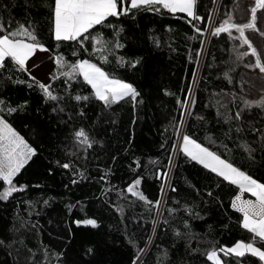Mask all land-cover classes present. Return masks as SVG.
Wrapping results in <instances>:
<instances>
[{
    "label": "trees",
    "instance_id": "trees-1",
    "mask_svg": "<svg viewBox=\"0 0 264 264\" xmlns=\"http://www.w3.org/2000/svg\"><path fill=\"white\" fill-rule=\"evenodd\" d=\"M53 2L0 0V21L9 30L21 24L29 27L38 42L68 64L77 58L91 59L113 76L132 83L139 97L135 102L125 98L102 111L94 98L77 102L65 92L68 88L72 96L88 95L91 88L81 87L82 78L72 81L74 86L69 88L65 78L59 77L50 78L47 84L62 99L45 101L38 88L28 87L29 74L10 71L8 62L5 75L24 82L13 83L0 75L3 107H17L23 101L28 104L6 118L36 149V155L13 180L26 187L0 200V240L4 242L0 244V264H24L30 255L28 249L35 253L37 264H43L45 251L48 264H134L153 226L157 205L151 202L160 198L164 178L157 177V170H167L174 150L176 129L199 61L213 0H196L194 10L202 19L191 24L184 13L150 11L145 6L121 18H109L108 25L123 29L118 40L124 47L114 49L107 63L99 59V53L92 54L91 43L83 51L78 41L53 39ZM240 3L221 0L212 29L229 19ZM246 10L247 15L251 7ZM257 11H262L261 16L256 13L259 32L248 30L252 42H260L254 46L261 50L264 60V37L260 34L264 9ZM239 19L234 18L233 23L243 24ZM196 27L202 32H196ZM101 31L103 38L113 43L117 39L112 36V28L97 29ZM237 43L234 36L214 35L211 31L183 132L186 130L198 142L264 182V153L258 133L250 131L252 127L264 129V103L244 105V100L264 101V74L260 78L258 68L247 67L248 57L238 58ZM117 56L124 58V65L118 63ZM132 60L139 63L130 67ZM257 82L260 87H256ZM59 107L65 110L61 112ZM238 110L241 120L235 118ZM80 127L97 141L91 148L75 147L73 132ZM244 144L254 149V159ZM64 163L70 167H61ZM136 179L141 181L138 189L146 200L127 192V185ZM5 187L0 181V192ZM237 191L177 152L160 217L140 264H213L206 256L213 247L232 246L237 240L252 241L253 234L239 223L241 214L230 207ZM169 209L175 211L170 213ZM85 217L95 218L99 225L93 228L74 224L75 219ZM185 220L190 228H185ZM176 230L180 235L175 234ZM256 244L264 249L258 238ZM54 253L63 256L57 260ZM218 255L222 264H261L248 253L243 258Z\"/></svg>",
    "mask_w": 264,
    "mask_h": 264
},
{
    "label": "snow or ice",
    "instance_id": "snow-or-ice-1",
    "mask_svg": "<svg viewBox=\"0 0 264 264\" xmlns=\"http://www.w3.org/2000/svg\"><path fill=\"white\" fill-rule=\"evenodd\" d=\"M196 0H54L51 7V35L57 42L60 41H73L79 42L80 48L83 51L88 50V44L91 43L92 54L99 53V59L108 62V57L113 54L114 49L123 48L124 45L119 42L118 37L122 28H115L114 25H108L109 18H121L129 15L132 9L145 6L150 11L167 10L168 13L175 15L176 13H184L191 19L188 21L190 24L193 21L202 19L199 17L195 10ZM156 6V7H151ZM257 9H264V0H255V5L251 8V19L247 23H233L231 19H225L218 27L212 29L214 35L221 33H227L229 37L232 36V29L239 34L238 39L241 44L247 45L248 51L256 57L255 67L259 69L261 73H264V63H261L260 57L257 54L256 48L253 47L251 41L245 36V29L254 28L256 21ZM105 27L112 28V36L115 39L112 40L103 38L102 31L97 32V29H103ZM195 27V25H194ZM196 32H202L201 27H196ZM93 33H96L93 35ZM99 45V47H98ZM37 50L43 53H47L49 49L43 44L37 41L36 35L33 31L21 24L17 28L9 30L5 27L4 23L0 21V75H4L6 79L13 83H23L24 81L13 80L11 75H5L4 69L7 67L8 62H11V70H15L19 73H28L30 82L28 87L38 88L42 93L45 101L59 102L62 97L54 93L52 88L46 82H41L32 70L36 73H44L45 78L48 72L47 66L44 64L43 59L35 56ZM75 56L76 53L74 52ZM199 55V53H198ZM245 53H239V56H243ZM30 58L31 61H30ZM116 60L121 65H124V58L117 56ZM28 62V63H26ZM56 73L58 75H52V80H56L59 77L65 78V83L70 87L72 81L79 82L82 78L81 87L90 86L91 92L88 95L82 96L76 94L72 96L68 88L65 92L71 96L77 102L89 101L95 99L102 105V111L110 109L113 104H116L125 98H131L133 102L139 97V92L133 86L132 83L127 82L125 79H121L113 76L111 73L104 70L102 66H98L97 63L92 62L91 59H79L77 58L74 63L68 64L65 59L60 56H55ZM139 63V60H132L128 66L135 67ZM247 67L251 68L253 65L249 64ZM225 77H228V73L225 72ZM230 79V78H229ZM190 87V86H189ZM264 103V101H248L244 100V105L251 106L252 104ZM4 100L0 98V181L3 182L6 187L3 192H0V200H7L8 197L17 190H23L25 185H17L13 183L14 178L21 173L25 165L36 155V149L22 136L9 122L6 116H12L19 109L24 108L28 101H23L21 105L17 107H3ZM57 109L54 108L53 111ZM63 107H59V111H64ZM83 115V111L80 113ZM183 115V113H182ZM235 118L241 120V112H236ZM179 133L180 130L177 128ZM241 129L237 128V132ZM250 131L258 133V141L260 144V150L264 153V129H257L252 127ZM180 139H177L172 147L178 153H182L188 160L201 165L204 169L209 170L217 177L227 181L230 185H233L238 189L236 194L231 199L230 207L236 212L241 214L242 219L239 221L243 229L253 234V240L250 242H244L237 240L232 246H220L219 248L213 247L206 253L207 260L212 261L213 264H222L219 253H223L225 257L234 256L237 258L245 257L246 253L251 257H257L261 264H264V249L261 246H257L256 239L264 245V182L260 179L254 178L253 175L247 171L242 170L241 167L235 165L227 159L222 158L221 154L217 151H213L210 147L205 146L201 142H198L192 134H189L186 130L181 134ZM73 139L75 141V147H87L91 148L95 141L90 137V134L85 131L83 127L74 130ZM226 148L227 146L224 145ZM245 151L249 153V157L254 159L252 149L248 144L243 145ZM115 159V157L113 158ZM169 163H171V157H169ZM64 169L70 167L69 163L61 165ZM51 174V169H49ZM157 177H167V170H157ZM104 179V177H101ZM75 183V181H73ZM140 179L133 180L127 185V192L132 196L138 197L140 200H146L144 194L138 190L140 185ZM163 190V184L161 185ZM175 191L174 188L170 189ZM248 193L254 199H245L243 194ZM211 196L212 193L208 192ZM47 203V201H45ZM159 205L160 201L157 199L155 202H151ZM185 210L191 213V208L187 205L184 206ZM175 209H169V212H174ZM74 223L79 226L81 224L88 225L93 228L97 227V220L95 218H88L83 220H75ZM167 224V221H164ZM23 226V223H22ZM185 228H190L189 221H184ZM176 235H180L179 230H176ZM189 240L191 239V232L188 233ZM4 242L0 240V244ZM11 243H15L12 241ZM23 245V240L19 242ZM91 252L92 249H88ZM144 249H140L143 252ZM30 255L25 257L24 264H37L35 261V253L31 249H28ZM19 255V251H17ZM59 260L63 256V253H54ZM19 264V262H17ZM43 264H48V253L44 252ZM134 264H140L139 260H134ZM224 264H230L229 261H225ZM242 264V262H241Z\"/></svg>",
    "mask_w": 264,
    "mask_h": 264
},
{
    "label": "built area",
    "instance_id": "built-area-1",
    "mask_svg": "<svg viewBox=\"0 0 264 264\" xmlns=\"http://www.w3.org/2000/svg\"><path fill=\"white\" fill-rule=\"evenodd\" d=\"M220 1L221 0H213L212 5H211V9H210L211 12H210V15L208 16V22H207L206 29H205V32H204L203 45L201 46V49H200L199 61H198L196 70L194 72L193 81H192V84H191V87H190V90H189V93H188V98H187V101H186L185 106H184L182 119H181L180 125H179L180 132L177 134V136L181 135L183 133L184 124H185V121H186V117H187V114H188V111H189L191 99H192L193 92H194V86H195V83H196V80H197V77H198V74H199V71H200L202 59H203V57L205 55L207 42L209 40L211 31H212V28H213V25H214V22H215V17H216V14H217V9H218V5H219ZM176 139H177V137H176ZM174 153H175V150H173V152H172L171 163H169L168 168H167V177L163 178V190L161 189V192H160V198H159L160 203H159V205L156 206L155 215H154V218H153V226L151 227V230H150L149 236L147 238L146 244L143 247L144 251L140 252V254H139V256H138V258L136 260H140L141 257L145 254V252L148 249V246L150 244V241L153 238L155 226H156V223L158 222L159 217H160L161 208H162V204H163V201H164V198H165V194H166V191H167V189L169 187L172 167H173V163H174V159H175ZM176 153H175V155H176Z\"/></svg>",
    "mask_w": 264,
    "mask_h": 264
},
{
    "label": "rangeland",
    "instance_id": "rangeland-1",
    "mask_svg": "<svg viewBox=\"0 0 264 264\" xmlns=\"http://www.w3.org/2000/svg\"><path fill=\"white\" fill-rule=\"evenodd\" d=\"M255 5V0H241V3H240V5H238L237 7H236V9L232 12V14H231V16L229 17V18H231L232 20V22L233 21H236V20H234V18H240L241 20H243V23H247L250 19H251V12L250 13H248L247 15H246V13H247V10L246 9H249L250 7L252 8L253 6ZM257 13H258V11H257ZM235 14H237V16L235 15ZM260 16L262 15V11H260L259 13H258ZM259 15H256V19H257V17L259 16ZM239 19V20H240ZM232 31V36H234V37H236L237 39H238V36H239V34L235 31V29H232L231 30ZM257 32H259V30H258V28H257ZM260 34H261V36H263L264 37V30H263V32H262V30L260 31ZM245 36L251 41V43H252V45H253V47L254 48H256V50H257V54L259 55V57H260V60H261V63H264V60L262 59V53L261 52H259V51H261V50H258L257 49V47H255L254 45H257V44H259V43H257V44H254L253 42H252V39H251V32H249V30L248 29H245ZM238 47H241V49L242 50H239V53H245V55H243V56H246L247 54H248V52L246 53V49H248V47L246 48V46L244 45V44H241V42H240V40L238 39V43H237V48ZM250 54H251V52H249ZM261 53V54H260ZM251 58H253V60H254V63H256V57L255 56H253L252 54H251ZM249 59V58H248ZM250 61H251V59H250ZM248 64V63H247ZM255 67V66H254ZM261 73V72H260ZM128 82V81H127ZM260 82V81H259ZM259 82H257V86L256 87H260V85H259ZM48 83V82H47ZM256 82L254 81V84H255ZM180 138H182L181 137V135H178L177 136V139H180ZM176 139V140H177ZM177 151L175 150V153H176ZM175 153H174V157H175Z\"/></svg>",
    "mask_w": 264,
    "mask_h": 264
},
{
    "label": "crops",
    "instance_id": "crops-1",
    "mask_svg": "<svg viewBox=\"0 0 264 264\" xmlns=\"http://www.w3.org/2000/svg\"><path fill=\"white\" fill-rule=\"evenodd\" d=\"M262 18V17H261ZM261 22V27H262V32L264 30V18L260 19ZM256 26L254 28H252V33H254L255 31L257 32V24H255ZM250 32V31H249ZM255 38V36H253ZM264 41V40H263ZM247 48V45H245ZM239 50H242L240 47H236V51H238L237 53L239 54ZM248 52V54L246 56L243 57H248L249 58V62L248 64L251 65H255L253 58H251V54L249 53L248 49H246V53ZM35 56L43 59L44 64L47 66L48 68V72L46 74V78H45V74L44 73H36L35 70L33 71V74L37 76L38 79L41 80V82H48L50 80V78L52 77V75H56V63H55V55H53L52 53H50L49 51L47 53H43L40 52L39 50H37V53L34 54ZM32 58H30L31 61ZM251 59V61H250ZM28 63V62H26ZM264 74V73H263ZM261 73H260V78H261ZM139 190V189H138ZM243 198L245 199H254V197H251L250 194L247 193V196L243 195Z\"/></svg>",
    "mask_w": 264,
    "mask_h": 264
},
{
    "label": "water",
    "instance_id": "water-1",
    "mask_svg": "<svg viewBox=\"0 0 264 264\" xmlns=\"http://www.w3.org/2000/svg\"><path fill=\"white\" fill-rule=\"evenodd\" d=\"M88 218H91V217H85V218H81V219H79V220H83V219H88ZM75 220H77V219H75ZM74 220V221H75ZM73 221V222H74ZM75 224V223H74ZM76 225V224H75ZM99 225V223L97 224V226ZM77 226V225H76ZM79 226H83V227H87L88 225H83V224H81V225H79ZM88 227H91V226H88Z\"/></svg>",
    "mask_w": 264,
    "mask_h": 264
}]
</instances>
